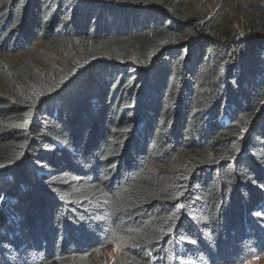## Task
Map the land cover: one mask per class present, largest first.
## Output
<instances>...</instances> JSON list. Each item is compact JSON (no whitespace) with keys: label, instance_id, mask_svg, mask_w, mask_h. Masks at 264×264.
<instances>
[{"label":"trees","instance_id":"16d2710c","mask_svg":"<svg viewBox=\"0 0 264 264\" xmlns=\"http://www.w3.org/2000/svg\"><path fill=\"white\" fill-rule=\"evenodd\" d=\"M189 1L0 0V53L76 54L0 56V264L264 254V0Z\"/></svg>","mask_w":264,"mask_h":264},{"label":"rangeland","instance_id":"374dc122","mask_svg":"<svg viewBox=\"0 0 264 264\" xmlns=\"http://www.w3.org/2000/svg\"><path fill=\"white\" fill-rule=\"evenodd\" d=\"M187 6L194 7V9L197 10V16L202 18L203 20H206L217 10L220 4H217L213 0H199L198 2L189 1L187 3ZM234 10H236L235 6L230 5L229 15L232 18L233 29L241 34L243 30L242 28L244 27V20L240 15H238V13H234ZM225 12L228 13V11ZM0 56L4 58L5 62L9 66L12 67L21 65L22 62L25 61L27 68H34L36 66L40 69V71H42L43 69H41V67H44L45 70H50L53 72L55 69L59 71L63 70V67H65L66 65L65 61L74 60L76 54L69 48L61 47L59 49H53L38 44L33 47L29 54L20 53L17 55H12L10 53H0ZM1 201L2 199H0V202ZM118 251L119 247L117 245H114L110 247V250H107L106 253L103 252V256L114 258ZM242 264H264V254L250 259Z\"/></svg>","mask_w":264,"mask_h":264},{"label":"snow or ice","instance_id":"6c2138e0","mask_svg":"<svg viewBox=\"0 0 264 264\" xmlns=\"http://www.w3.org/2000/svg\"><path fill=\"white\" fill-rule=\"evenodd\" d=\"M6 166L7 165L0 164V168L6 167ZM179 195H183V193H180ZM180 207H184V205H180ZM169 219H171V217H169ZM193 243H195V241H193ZM146 255H150V254L146 253ZM186 264H192V262L191 261H188V262H186Z\"/></svg>","mask_w":264,"mask_h":264}]
</instances>
